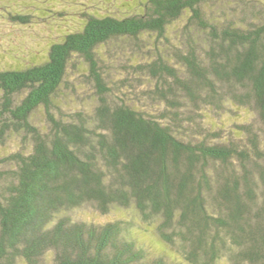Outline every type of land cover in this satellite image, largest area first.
<instances>
[{
  "label": "trees",
  "instance_id": "1",
  "mask_svg": "<svg viewBox=\"0 0 264 264\" xmlns=\"http://www.w3.org/2000/svg\"><path fill=\"white\" fill-rule=\"evenodd\" d=\"M79 19L0 68V264H264V0Z\"/></svg>",
  "mask_w": 264,
  "mask_h": 264
},
{
  "label": "rangeland",
  "instance_id": "2",
  "mask_svg": "<svg viewBox=\"0 0 264 264\" xmlns=\"http://www.w3.org/2000/svg\"><path fill=\"white\" fill-rule=\"evenodd\" d=\"M135 1V0H134ZM133 0H0V68L24 67L33 61L45 58L49 44L57 41L70 29L80 25V17L86 12L102 14L125 12L134 4ZM34 5L29 11L34 16L28 24H17L5 17L6 9L13 10L19 3ZM42 8H44L42 11ZM48 8L50 10H48ZM47 9V10H45ZM125 211L123 215H125ZM78 217L96 219L106 222L113 219H122L120 214H94L93 210L84 209L77 212ZM122 215V214H121ZM121 217V218H120ZM148 226L145 225L144 230ZM138 231V230H136ZM144 242L148 245L149 258L160 255L163 249L151 232H143ZM170 252L169 250H167ZM162 252V251H160ZM170 257L176 259V254L170 252ZM171 259V258H170ZM218 264H227L224 260Z\"/></svg>",
  "mask_w": 264,
  "mask_h": 264
}]
</instances>
